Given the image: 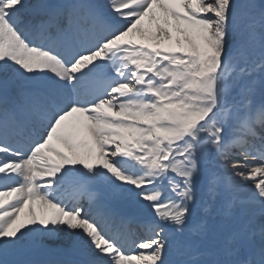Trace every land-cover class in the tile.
Here are the masks:
<instances>
[{
    "label": "snow or ice",
    "instance_id": "1",
    "mask_svg": "<svg viewBox=\"0 0 264 264\" xmlns=\"http://www.w3.org/2000/svg\"><path fill=\"white\" fill-rule=\"evenodd\" d=\"M0 264H264V0H0Z\"/></svg>",
    "mask_w": 264,
    "mask_h": 264
}]
</instances>
